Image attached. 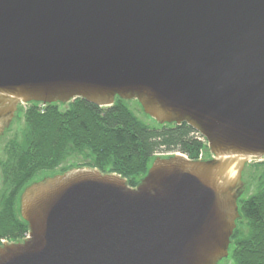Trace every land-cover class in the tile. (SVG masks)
<instances>
[{"label": "water", "instance_id": "obj_1", "mask_svg": "<svg viewBox=\"0 0 264 264\" xmlns=\"http://www.w3.org/2000/svg\"><path fill=\"white\" fill-rule=\"evenodd\" d=\"M135 99L212 156L157 155L139 183L75 167L19 197L0 264H216L264 159V0H0V134L18 102Z\"/></svg>", "mask_w": 264, "mask_h": 264}, {"label": "trees", "instance_id": "obj_2", "mask_svg": "<svg viewBox=\"0 0 264 264\" xmlns=\"http://www.w3.org/2000/svg\"><path fill=\"white\" fill-rule=\"evenodd\" d=\"M24 124L21 137L7 142L5 157L0 159V240H19L28 232L18 200L39 171L54 174L89 166L115 172L135 186L156 153L180 152L196 160L206 146L185 122L146 123L119 97L108 106L80 97L67 103L29 102ZM73 153L90 158V162L62 165ZM238 205L240 217L229 246L232 264H264V176L257 189L239 199Z\"/></svg>", "mask_w": 264, "mask_h": 264}, {"label": "rangeland", "instance_id": "obj_3", "mask_svg": "<svg viewBox=\"0 0 264 264\" xmlns=\"http://www.w3.org/2000/svg\"><path fill=\"white\" fill-rule=\"evenodd\" d=\"M28 103L25 102H18L16 106L21 105V112H19V125H17V119L16 116H14L10 121L7 129H4L2 133L0 134V159H3L5 157V146L7 142L12 139V138H20L22 134V130L24 128V111L25 108L27 107ZM126 104L133 110V112L144 122L149 123V124H155L157 121H155L154 118L148 116L147 114L144 113L142 110L140 104L137 102V100L132 99V100H126ZM62 108L64 107V104L61 106ZM205 147L200 150L198 159H206L210 158L212 156L211 152L209 151V148L207 146V143H205ZM171 154V152L167 153H156V155H168ZM90 162V158L85 157L82 154L79 153H73L69 155L62 165L64 166H82L86 163ZM89 167V166H88ZM246 172L248 174V182L245 190L239 195V199H243L247 197L250 193L255 191L258 187L259 181L261 178L264 176V159H250L248 162V166H246ZM43 174L47 175H52L51 170H42L39 171L34 177L30 180L32 183L33 181L39 180L42 178ZM29 183V184H30ZM3 188V178H2V173L0 169V191ZM23 191V190H22ZM21 195V193H20ZM20 197V196H19ZM20 203V200H18V205ZM24 237V236H23ZM8 242L9 240L2 238L0 240L1 242ZM216 264H232V259L229 257V254L227 255V259H221L219 260Z\"/></svg>", "mask_w": 264, "mask_h": 264}, {"label": "built area", "instance_id": "obj_4", "mask_svg": "<svg viewBox=\"0 0 264 264\" xmlns=\"http://www.w3.org/2000/svg\"><path fill=\"white\" fill-rule=\"evenodd\" d=\"M42 104H43V103H42ZM193 134H194V136H195L197 139H199V140H201L202 142L206 143L205 138H204L199 132H197V131L194 130ZM26 235H27V233L24 235V237H25Z\"/></svg>", "mask_w": 264, "mask_h": 264}]
</instances>
